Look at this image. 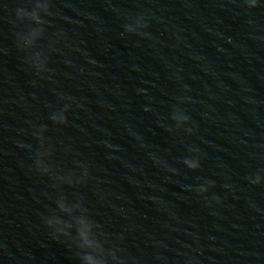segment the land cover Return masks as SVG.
I'll return each instance as SVG.
<instances>
[{"label": "water", "instance_id": "95a60500", "mask_svg": "<svg viewBox=\"0 0 264 264\" xmlns=\"http://www.w3.org/2000/svg\"><path fill=\"white\" fill-rule=\"evenodd\" d=\"M9 264H264V0H0Z\"/></svg>", "mask_w": 264, "mask_h": 264}]
</instances>
